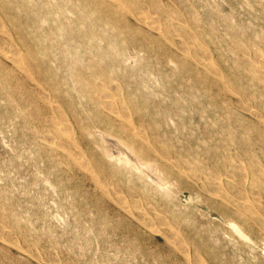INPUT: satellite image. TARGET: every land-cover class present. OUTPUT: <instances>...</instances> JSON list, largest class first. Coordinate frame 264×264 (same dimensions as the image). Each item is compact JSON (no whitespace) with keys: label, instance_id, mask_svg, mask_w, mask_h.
Returning a JSON list of instances; mask_svg holds the SVG:
<instances>
[{"label":"rangeland","instance_id":"obj_1","mask_svg":"<svg viewBox=\"0 0 264 264\" xmlns=\"http://www.w3.org/2000/svg\"><path fill=\"white\" fill-rule=\"evenodd\" d=\"M110 1L0 0V264H264V0ZM3 43L58 90L70 136ZM90 59L114 111L71 81Z\"/></svg>","mask_w":264,"mask_h":264},{"label":"bare ground","instance_id":"obj_2","mask_svg":"<svg viewBox=\"0 0 264 264\" xmlns=\"http://www.w3.org/2000/svg\"><path fill=\"white\" fill-rule=\"evenodd\" d=\"M122 1V0H121ZM124 1V0H123ZM123 1L122 2H120L121 4H119V0H111L110 1V3H109V7H110V9H111V13H113V12H120V9L121 10H123L122 8H124V7H126V6H123L122 4H124L123 3ZM160 1V0H159ZM174 1V0H173ZM213 1V0H212ZM260 2H262V1H260ZM161 3V2H160ZM171 3V2H170ZM173 3V2H172ZM215 5V4H214ZM141 6V5H140ZM139 6V7H140ZM175 6V5H174ZM127 7H128V5H127ZM126 7V8H127ZM137 7H138V5H137ZM137 8V10H139L140 8ZM156 6L154 5V8H155ZM159 7V6H158ZM135 8V7H134ZM161 8V7H160ZM148 8H145L144 10L145 11H147L148 12V10H147ZM153 9V8H152ZM177 9H179V8H177ZM155 10H157V8H155ZM158 10H159V8H158ZM170 10V9H169ZM131 11V10H130ZM132 11H133V9H132ZM131 11V12H132ZM174 11V10H173ZM172 11V12H173ZM130 12V13H131ZM165 12H166V10H165ZM176 12V11H175ZM174 12V13H175ZM183 12V11H182ZM181 12V13H182ZM121 13H123V12H121ZM134 13V12H133ZM138 13H140L139 11H138ZM151 13H152V11H151ZM153 13H155V12H153ZM159 13V12H158ZM180 13V12H179ZM179 13H177V14H179ZM135 14H137V13H135ZM149 14V13H148ZM132 15V14H131ZM138 15H140V14H138ZM154 15V14H153ZM155 15H156V13H155ZM147 16V15H146ZM167 16V15H166ZM171 16H174V14H172ZM188 16V15H187ZM194 16V15H193ZM136 17V16H135ZM170 17V16H169ZM195 17V16H194ZM200 17V16H199ZM57 18V17H56ZM73 18V17H72ZM154 18H157V17H154ZM174 18H176L175 16H174ZM173 17H172V19H174ZM1 19H2V21H3V18H2V15L0 14V30H1V28L2 29H7V27L5 26V24L4 23H2V21H1ZM143 19V18H142ZM145 19V18H144ZM147 19H148V17H147ZM151 19V18H150ZM182 19H184V18H182ZM223 19V18H222ZM136 20H138V19H136ZM139 20H141L140 18H139ZM149 20V19H148ZM156 20V19H155ZM154 20V21H155ZM166 20V19H165ZM177 20H179V19H177ZM196 19H193V22H196L195 21ZM228 20V19H227ZM167 21V20H166ZM200 21V20H199ZM233 21V20H232ZM142 22V21H141ZM140 22V23H141ZM147 22V21H146ZM150 22V21H149ZM148 22V24H150L151 23V25H152V27L153 26H155L156 25V23H155V25H154V22L152 21V22H150L149 23ZM156 22V21H155ZM157 22H158V18H157ZM144 23V22H143ZM165 23H167V22H165ZM184 23H185V20H184ZM183 22H182V24H184ZM146 24V23H145ZM147 24V25H148ZM186 24V23H185ZM12 26V25H11ZM149 26V25H148ZM167 28H168V25L166 26ZM172 27V26H171ZM154 28V27H153ZM165 28V27H164ZM167 28H165V29H167ZM107 29V28H106ZM154 29H156V28H154ZM153 29V31H155ZM8 30V29H7ZM10 30V29H9ZM8 30V31H9ZM157 30V29H156ZM164 30V29H163ZM211 30V29H210ZM6 31V30H5ZM5 31H3V32H5ZM114 31V30H113ZM170 31V30H169ZM1 32V31H0ZM167 32V31H166ZM194 32H196V31H194ZM213 32V31H212ZM5 33H7V31L5 32ZM9 33V32H8ZM11 33V32H10ZM163 33H165V30H164V32ZM177 33V32H176ZM173 34H175V32L173 33ZM186 34V33H185ZM193 34V33H192ZM5 35H7V34H5ZM176 35V34H175ZM189 35V34H188ZM262 35V34H261ZM159 36H161V35H159ZM158 36V37H159ZM164 36V35H163ZM173 36V35H172ZM177 36V35H176ZM179 37H180V33H179V35H178ZM184 36V35H183ZM192 36V35H191ZM194 36V35H193ZM198 36V35H197ZM241 36V35H240ZM162 37V36H161ZM175 37V36H174ZM174 37H172V38H174ZM216 37V36H215ZM262 37V36H261ZM163 38V37H162ZM165 38V37H164ZM175 38H177V37H175ZM182 38V37H181ZM226 38V37H225ZM1 39V38H0ZM3 39V38H2ZM1 39V40H2ZM9 39V38H8ZM18 39V38H17ZM171 39V38H170ZM192 39V38H191ZM264 39V38H263ZM20 40V39H19ZM165 40H168V38L167 39H165ZM194 40V39H193ZM4 41H7V40H4ZM13 41V40H12ZM16 41V40H15ZM195 41V40H194ZM194 41H192L193 43H194ZM262 41V40H261ZM11 42V41H10ZM18 42V41H17ZM16 42V43H17ZM19 42H21V40L19 41ZM23 42V41H22ZM172 43H173V40H172ZM193 43H190V44H193ZM250 43V42H249ZM4 44V43H3ZM11 43H9V44H4V48L6 49V58L9 60V61H12L13 63H15V65L19 68V70H20V74H18V76H17V78H22V80L21 81H23V82H25V83H27L29 86H28V91H27V95L25 94V96L27 97V98H31V99H37L39 102H41V108H45V109H48L50 112H51V114H52V116H53V120L55 119L56 121H55V124H57L59 127H60V129L62 130V131H64V132H66V135L67 136H70L71 135V131H70V124L67 122L68 120L66 119V117L62 114V109H61V107H60V105H61V103L60 102H58V99H59V101H60V98H59V92H58V90L56 89V88H54V87H48V86H46V84H45V82H44V79H42V77L41 76H39L38 74H40V73H38L37 75H36V73H35V68H37V67H35L34 69L29 65L31 62H32V59H30V55H29V53H26V51H25V53H23L21 50H19L17 47L16 48H14L13 46H11L10 45ZM175 44V43H174ZM183 44V43H182ZM181 44V45H182ZM23 45V44H22ZM109 45V44H108ZM172 45V44H171ZM17 46H19V45H17ZM175 46V45H174ZM193 46V45H192ZM235 46H237V45H235ZM1 47V46H0ZM3 47V46H2ZM173 47V46H172ZM176 47H179V46H176ZM184 48H186V47H184ZM1 49V48H0ZM23 49V48H22ZM25 49V48H24ZM23 49V50H24ZM175 49V48H174ZM182 48H179V50H181ZM191 49H193V50H195L193 47L191 48ZM248 49H250V48H248ZM254 49V48H253ZM113 50V49H112ZM178 50V49H177ZM198 50H200V49H198ZM203 50V49H202ZM184 51V50H183ZM208 51V50H207ZM256 52H257V50H255ZM28 52V51H27ZM180 52V51H179ZM182 52V51H181ZM202 52H204V51H202ZM201 52V53H202ZM232 52V51H231ZM230 52V53H231ZM77 53V52H76ZM233 53V52H232ZM185 54V53H184ZM206 54H208L207 52H206ZM203 55V54H202ZM101 56V55H100ZM193 56H195V55H193ZM198 56H199V54H198ZM206 56V55H205ZM208 56V55H207ZM106 58V57H105ZM123 58H124V56L122 55V54H119V52L118 51H111V53H110V60L112 61V62H114V63H118V64H120L121 63V60H123ZM194 58V57H193ZM202 58V57H201ZM206 58V57H205ZM108 59V58H107ZM132 59V58H131ZM207 59V58H206ZM94 60L95 59H90V60H87V62L89 63L88 65H86V66H81V64L83 63H81V64H78V63H76V62H72L71 63V65H70V68H71V73H70V77H71V81L74 83V85L75 86H78V87H81V88H83L85 91H87V93H88V95H89V97H91L90 99L92 100V102L96 105V106H102V107H104V108H108L109 110H111V111H114V110H116L117 108H116V105H115V101H114V99L115 98H118V97H113L112 96V94H109L108 92H106V91H104V89H102L103 87H105V89L106 88H109V89H111L110 87L112 86V83L110 82V80L109 79H107L106 77H103V76H97L96 75V72H97V69L99 68V65H101L102 66V62L101 63H99V65H97V64H95L94 63ZM193 60V59H192ZM209 60V59H208ZM102 61V60H101ZM256 61H257V59H256ZM259 61V60H258ZM53 62V61H52ZM54 62H56V61H54ZM127 62H129V60L127 61ZM132 62H133V60H132ZM32 63H34V62H32ZM86 63V62H85ZM84 63V64H85ZM170 63V62H169ZM264 63V62H263ZM171 64V63H170ZM2 65V64H1ZM203 65V64H202ZM211 65V64H210ZM264 65V64H263ZM15 66V67H16ZM201 66V65H200ZM16 67V68H17ZM204 68V67H203ZM207 68H208V66H207ZM257 68V67H256ZM264 68V67H263ZM38 70V69H37ZM177 71V70H176ZM213 71V70H212ZM215 71V70H214ZM8 72V71H7ZM206 72H208V70L206 71ZM15 73V72H14ZM209 73V72H208ZM4 74H7L6 72H4ZM217 74V73H216ZM255 74V73H254ZM41 75V74H40ZM256 75V74H255ZM263 76V75H262ZM111 78H112V76H110ZM10 77H9V75L7 76V78L6 79H9ZM37 80H39V81H37ZM225 80V79H224ZM223 81V80H222ZM20 82V81H19ZM116 82V81H115ZM114 82V83H115ZM6 83V82H5ZM49 83V82H48ZM223 83V82H222ZM228 83V85H230L229 83L230 82H227ZM157 84V83H156ZM119 85V84H118ZM117 87H120V86H116V88ZM108 89V90H109ZM120 89H121V87H120ZM116 90V89H115ZM235 90V89H234ZM232 91H233V89H232ZM110 92V91H109ZM116 92H117V90H116ZM115 92V93H116ZM121 92V91H120ZM235 92V91H234ZM237 92V91H236ZM198 93V92H197ZM108 94V95H107ZM235 94V93H234ZM117 95V94H116ZM237 97H238V95H237ZM23 99H25L24 97H22ZM121 98H122V96H121ZM53 99H55V100H53ZM26 100V99H25ZM255 99H253V101H254ZM117 101H119V98H118V100ZM231 101V100H230ZM241 101H243V99L241 100ZM248 101V100H247ZM242 103V102H241ZM249 103H250V101H249ZM249 103H248V106H249ZM13 104V103H12ZM246 105V104H245ZM124 106V105H123ZM247 106V105H246ZM255 106V105H254ZM250 107V106H249ZM63 108V107H62ZM125 108V107H124ZM123 108V109H124ZM122 109V108H121ZM105 110V109H104ZM125 110V109H124ZM243 111H245V110H243ZM247 111V110H246ZM249 112V111H248ZM256 112H258V111H256ZM115 113V112H114ZM124 112H122L121 113V115L123 114ZM128 113V112H127ZM254 113V112H253ZM125 114V113H124ZM123 114V115H124ZM204 114V113H203ZM67 115V114H66ZM123 115H122V117H123ZM128 115V114H127ZM126 115V116H127ZM252 115V114H251ZM256 115H257V113H256ZM261 115V114H260ZM253 116H255V115H252V117ZM258 116V115H257ZM264 117V116H263ZM258 118V117H257ZM260 118V117H259ZM120 119H122V118H120ZM53 120L51 119V122H49V121H47L46 119H45V121L43 122V124L39 127V129H38V131H39V134L40 135H42V136H45L46 137V135H48L49 137H51V136H53V133H55V131H54V129H51V128H53V126L52 125H54V124H52V122H53ZM54 123V122H53ZM140 129H142V127H139ZM128 129V128H127ZM149 129V128H148ZM57 130V129H56ZM87 131V130H86ZM85 131V132H86ZM132 131H133V129H132ZM143 131V130H142ZM61 132V131H60ZM60 132H59V134H60ZM75 132V131H74ZM92 132H94V131H92ZM137 132H139V131H137ZM97 133V132H96ZM98 133H100V136H101V138L103 139V141H104V145H106V144H110L111 145V143H114L115 145H119L118 147H119V149H121L120 148V143L119 142H121V141H119V142H117V141H115V139H113V138H111L109 135L107 136V135H104V133H101V132H98ZM140 133V132H139ZM86 134V133H85ZM89 135V134H88ZM87 135V136H88ZM96 135V134H95ZM99 135V134H98ZM97 135V136H98ZM136 135V134H135ZM99 136V137H100ZM40 139H42L41 137H39ZM136 138H139L138 136L136 137ZM53 139V138H52ZM71 139V138H70ZM74 139V138H73ZM43 140H44V137H43ZM47 140V139H46ZM49 140H51V139H49ZM75 140V139H74ZM73 140V141H74ZM52 141V140H51ZM70 141V140H69ZM59 142L60 141H58V144H59ZM75 142V141H74ZM50 143V142H49ZM78 143V142H77ZM106 143V144H105ZM125 143V142H124ZM57 144V145H58ZM101 144V143H100ZM148 144V143H147ZM63 145V144H62ZM65 145V144H64ZM103 145V146H104ZM204 145V144H203ZM53 146H54V144H53ZM56 146V145H55ZM59 146V145H58ZM60 146H61V144H60ZM74 146V145H73ZM77 146V145H76ZM112 147H113V144L111 145ZM125 146V145H124ZM62 147H64V146H62ZM69 147V146H68ZM121 147H123V141H122V146ZM8 148V147H7ZM59 148H61V147H59ZM108 148V147H107ZM106 147L104 148V150L105 149H107ZM116 148V147H115ZM114 148V149H115ZM127 148V147H126ZM126 148H124V149H126ZM114 149H113V151H114ZM117 149V148H116ZM124 149H122V151L124 150ZM128 149V148H127ZM131 148H129L128 150H130ZM81 150V149H80ZM82 151V150H81ZM106 151V150H105ZM109 151V150H108ZM110 151H112V150H110ZM107 152V151H106ZM106 152H104V153H106ZM116 152H119L118 150L116 151ZM126 153H127V151H125ZM70 153V152H69ZM68 153V154H69ZM123 153V152H122ZM126 153H125V155H126ZM71 154V153H70ZM113 154H114V156H116L115 155V152H113ZM113 154H111V155H113ZM119 154V153H118ZM117 154V155H118ZM128 154V153H127ZM107 155V154H106ZM109 155V154H108ZM110 155V156H111ZM130 155V154H129ZM74 156V155H73ZM76 157H75V159H76V161L77 162H75L76 164L78 163V165H84V164H86L84 161H85V157L83 158V157H81L79 154H78V156H77V154L75 155ZM84 156V155H83ZM122 156V155H121ZM161 156H163V155H161ZM168 156V155H167ZM127 157V156H126ZM108 158V157H107ZM110 158V157H109ZM130 158V157H129ZM161 158V157H160ZM169 158H170V156H169ZM133 159V157L131 156V160ZM171 159V158H170ZM21 160V159H20ZM91 160V159H90ZM124 160V159H123ZM135 160V159H134ZM134 160H132V162H135ZM138 160V159H137ZM254 160V159H253ZM73 161V160H72ZM74 162V161H73ZM123 162V161H122ZM137 162H139V161H137ZM169 162V161H168ZM74 163V164H75ZM87 163H89V162H87ZM90 163H92V162H90ZM124 163V162H123ZM139 163H141V162H139ZM138 163V164H139ZM150 163V162H149ZM154 163V162H153ZM152 163V164H153ZM118 164V163H117ZM142 164V163H141ZM152 164H150V165H152ZM157 164V163H156ZM200 164V163H199ZM154 165V164H153ZM141 166V165H140ZM149 166V165H148ZM133 167H135V166H133ZM177 168H178V165L176 166ZM179 167H181V166H179ZM150 168V167H149ZM151 168H152V166H151ZM138 169V168H137ZM148 169V168H147ZM146 169V170H147ZM176 169V168H175ZM180 169V168H179ZM186 169H188V168H186ZM185 169V170H186ZM103 170V169H102ZM135 170V169H134ZM149 170H151V169H149ZM155 170V169H154ZM157 170V169H156ZM184 170V169H183ZM52 171V170H51ZM153 171V170H152ZM158 171V170H157ZM178 171V170H177ZM191 171V169L189 170V172ZM194 171V170H193ZM88 172V171H87ZM146 172V171H145ZM183 172V171H182ZM246 172V171H245ZM142 173V172H141ZM159 174V173H158ZM160 174H161V172H160ZM184 174V173H183ZM208 174V173H207ZM96 175V174H95ZM98 176H100V174H97ZM149 174L148 173H146V177L148 176ZM186 175V174H185ZM205 175V174H204ZM94 176V175H93ZM161 176H162V174H161ZM97 177V176H96ZM95 177V178H96ZM148 177H151V176H148ZM189 177H192V175L191 176H189ZM247 177V176H246ZM94 178V177H93ZM92 178V179H93ZM194 178V177H193ZM192 178V179H193ZM213 178V177H212ZM105 179V178H104ZM103 179V180H104ZM153 179H154V177H153ZM152 179V180H153ZM157 179V178H156ZM191 179V180H192ZM94 180V179H93ZM190 180V181H191ZM194 180V179H193ZM198 180V179H197ZM260 181V180H259ZM155 182H157V180H155ZM158 183V182H157ZM165 183H166V181H165ZM220 183V182H219ZM111 184V183H110ZM109 184V185H110ZM154 184H156V183H154ZM167 184V183H166ZM50 185V184H49ZM102 186V185H101ZM106 186V185H105ZM161 187H163V186H161ZM173 187V186H172ZM198 187V186H197ZM202 187V186H201ZM107 188V187H106ZM202 189V188H201ZM203 189H205V188H203ZM202 189V190H203ZM99 190H101V189H99ZM107 191V190H106ZM115 191V190H114ZM246 191V190H245ZM104 192V191H103ZM207 193L208 194H210L208 191H207ZM120 194V193H119ZM222 194V193H221ZM242 194V193H241ZM246 194H247V192H246ZM243 195V194H242ZM212 196V195H211ZM247 196V195H246ZM254 196V195H253ZM122 197V196H121ZM121 197H119V198H121ZM218 197V196H217ZM243 197V196H242ZM123 198V197H122ZM242 199V198H241ZM115 200H117V199H115ZM119 200V199H118ZM255 200V199H254ZM250 201V200H249ZM114 202V201H113ZM117 202V201H116ZM121 202V201H120ZM120 202H119V204H120ZM251 202V201H250ZM123 203V202H122ZM248 203V202H247ZM129 204L131 205V203L129 202ZM138 204V203H137ZM128 205V204H127ZM134 205V204H133ZM132 205V206H133ZM139 205V204H138ZM137 205V206H138ZM236 205V204H235ZM137 206H135V207H137ZM237 206V205H236ZM125 207V206H124ZM129 207V206H128ZM134 207V206H133ZM121 208V207H120ZM141 208V207H140ZM239 208V207H238ZM137 209V208H136ZM150 209V208H149ZM234 209H236V208H234ZM141 210V209H140ZM243 210H244V208H243ZM256 210V209H255ZM2 211H3V209H2ZM1 211V212H2ZM130 211V210H129ZM244 211H248L249 212V210H244ZM127 212V211H126ZM4 213V212H3ZM246 213V212H245ZM264 217V216H263ZM153 218H155L156 219V217H153ZM213 218V217H212ZM135 219V218H134ZM139 219V218H138ZM157 220V219H156ZM159 220H160V218H159ZM3 221V220H2ZM1 221V222H2ZM137 221V220H136ZM146 221V220H145ZM149 221V219L147 220V222ZM158 221V220H157ZM167 221V220H166ZM4 222V221H3ZM143 223V222H142ZM157 223V222H156ZM159 223H161V222H159ZM5 224V223H4ZM146 224H148V223H146ZM151 224V223H150ZM155 224V223H154ZM165 224V223H164ZM163 224V225H164ZM233 224V223H232ZM142 225V224H141ZM152 225V224H151ZM158 225V224H157ZM176 225V224H175ZM154 226H156V225H154ZM165 226H166V224H165ZM230 226H231V224H230ZM229 226V227H230ZM5 227V226H4ZM158 227H159V225H158ZM176 227H179V226H177L176 225ZM231 227H233V229L235 230L236 229V231L239 233V234H241L242 235V233H241V231H240V229L237 227V226H235L234 224L231 226ZM147 228V227H146ZM149 228V227H148ZM156 228V227H155ZM173 228V227H172ZM3 229V228H2ZM8 229V228H7ZM173 230H175V229H173ZM153 231V230H152ZM151 231V232H152ZM158 231V230H157ZM236 231H235V233H236ZM2 232V231H1ZM21 232V231H20ZM163 232V231H162ZM3 233V232H2ZM4 234V233H3ZM169 235V234H168ZM171 235V234H170ZM238 235V234H237ZM172 236V235H171ZM2 236H1V234H0V238H1ZM173 237V236H172ZM175 237V236H174ZM6 238H8V237H6ZM247 238V237H246ZM11 239V238H10ZM10 239L8 240V241H10ZM183 239V238H182ZM5 240H7V239H5ZM15 240H17V238L15 239ZM171 240H172V238H171ZM178 241V240H177ZM176 241V242H177ZM12 242V241H11ZM172 242V241H171ZM179 242V241H178ZM181 242V241H180ZM15 243V241L13 242V244ZM10 244V243H9ZM12 244V245H13ZM180 245V244H179ZM23 246V245H22ZM21 246V247H22ZM18 248V247H17ZM176 248V247H175ZM181 248V247H180ZM27 249V248H26ZM25 250V249H24ZM28 250V249H27ZM182 250V249H181ZM179 250L180 252H183L184 250ZM80 251V250H79ZM196 251H197V249H196ZM26 252V251H25ZM28 254H29V250H28V252H27ZM36 253V252H35ZM88 253V252H87ZM263 253V252H262ZM182 254H184V253H182ZM264 254V253H263ZM31 256V255H30ZM185 256V255H184ZM31 257H33V256H31ZM187 257H189V256H187ZM25 259V258H24ZM38 259V258H37ZM37 262V261H36ZM43 262V261H42ZM59 262V261H58ZM52 263H53V260H52ZM199 263V262H198ZM201 263V262H200ZM92 264H93V262H92ZM97 264V263H96ZM190 264V263H189Z\"/></svg>","mask_w":264,"mask_h":264}]
</instances>
